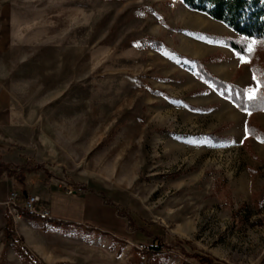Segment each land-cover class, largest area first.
I'll list each match as a JSON object with an SVG mask.
<instances>
[{"label": "rangeland", "instance_id": "374dc122", "mask_svg": "<svg viewBox=\"0 0 264 264\" xmlns=\"http://www.w3.org/2000/svg\"><path fill=\"white\" fill-rule=\"evenodd\" d=\"M0 24L3 101L32 128L27 147L1 138L0 163L52 176L0 169V264H35L8 232L11 192L50 213L12 218L38 264H264V140L194 63L254 97L264 42L182 0H0Z\"/></svg>", "mask_w": 264, "mask_h": 264}, {"label": "trees", "instance_id": "16d2710c", "mask_svg": "<svg viewBox=\"0 0 264 264\" xmlns=\"http://www.w3.org/2000/svg\"><path fill=\"white\" fill-rule=\"evenodd\" d=\"M191 10L205 14L211 19L223 23L238 35L253 39L258 42H264V0H182ZM229 46L236 52L247 54L243 45L229 41ZM195 72L199 79L211 84L224 97L231 100L234 105L242 111L249 114V121L246 125L248 136H257L264 140V131L253 124L252 118L256 113L264 112V67H260L253 62L252 67L259 81L260 88L253 99L248 98L247 91L229 83H224L211 75L199 61H195ZM21 166L3 165L0 163V169H7L6 173L10 178L18 171H24L29 174L44 172L47 175L46 185L51 179V175L46 172L42 165H38L30 160H25ZM84 189V187H83ZM109 205L110 202H107ZM22 218L37 219L42 218L37 215H31L26 211L20 210ZM11 215L8 216V232L16 239L14 248L16 252L27 261H34L38 264L30 251L24 246L23 241L18 239L15 231V223ZM165 238L157 237L155 244L145 248L143 253L149 258L154 255H160L166 250ZM196 258V257H195ZM200 264H217L210 257L198 258Z\"/></svg>", "mask_w": 264, "mask_h": 264}, {"label": "crops", "instance_id": "0c3cea01", "mask_svg": "<svg viewBox=\"0 0 264 264\" xmlns=\"http://www.w3.org/2000/svg\"><path fill=\"white\" fill-rule=\"evenodd\" d=\"M0 43H1V38H0ZM1 47H2V44H0V53L2 51ZM0 71H1V65H0ZM2 94L3 93H2L1 87H0V154H1V150L5 147V144H7L5 141H2L1 138H5L4 140L12 141L15 144H20V146H26L27 147V144L30 142V139H28L29 130H32V128L29 127L26 123L23 124V122H22L23 117L20 115V113H18V110L16 108L12 107L13 105H11V104L9 105L8 103H6V101H3L4 97ZM208 96L209 97L213 96L216 99L221 100V102H225L214 91H211V93L208 94ZM30 132H32V131H30ZM23 143H25V144L27 143V144L23 145ZM37 155H38V153H36L35 151L30 152L28 149H26L25 152H21V154L19 155V159H20L21 163H23L24 158L22 156L36 158ZM51 158H53V157H48L45 160H48V159L51 160ZM56 158H57V156H56ZM12 179H14V178H12ZM23 221H24V218L21 220V222H23ZM22 225L24 226V223H22ZM94 248L97 249L98 251H102V249H103V247H94ZM43 257L45 259H47L48 262H51V263L55 262V259L51 258L47 253ZM44 258H42V260H45ZM85 260L88 261V264L89 263H91V264L92 263L111 264V262H106L103 260H98V259L92 260L89 257H87ZM66 264H75V262L70 261V263L66 262Z\"/></svg>", "mask_w": 264, "mask_h": 264}, {"label": "built area", "instance_id": "2783aa9c", "mask_svg": "<svg viewBox=\"0 0 264 264\" xmlns=\"http://www.w3.org/2000/svg\"><path fill=\"white\" fill-rule=\"evenodd\" d=\"M24 205H19L20 197L17 193L11 192L9 194L8 200L5 205L9 209L10 215L15 221L22 220L20 215V210L26 211L31 215H37L43 218H50V213L48 211L40 212L37 205L40 204L41 199L38 196H24Z\"/></svg>", "mask_w": 264, "mask_h": 264}, {"label": "snow or ice", "instance_id": "6c2138e0", "mask_svg": "<svg viewBox=\"0 0 264 264\" xmlns=\"http://www.w3.org/2000/svg\"><path fill=\"white\" fill-rule=\"evenodd\" d=\"M240 59L243 61L244 58L243 57H240ZM254 79H255V77H254ZM248 98L249 99H253L254 98L251 92L249 93V97Z\"/></svg>", "mask_w": 264, "mask_h": 264}]
</instances>
